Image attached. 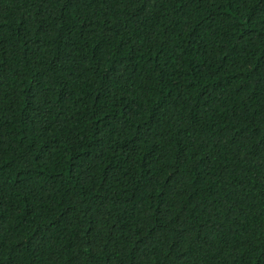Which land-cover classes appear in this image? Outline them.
Instances as JSON below:
<instances>
[{
  "label": "trees",
  "instance_id": "16d2710c",
  "mask_svg": "<svg viewBox=\"0 0 264 264\" xmlns=\"http://www.w3.org/2000/svg\"><path fill=\"white\" fill-rule=\"evenodd\" d=\"M0 264H264V0H0Z\"/></svg>",
  "mask_w": 264,
  "mask_h": 264
}]
</instances>
